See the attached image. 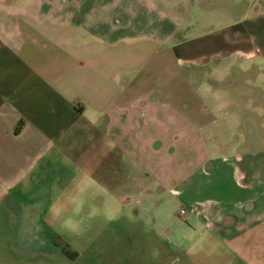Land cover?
<instances>
[{"label":"rangeland","instance_id":"374dc122","mask_svg":"<svg viewBox=\"0 0 264 264\" xmlns=\"http://www.w3.org/2000/svg\"><path fill=\"white\" fill-rule=\"evenodd\" d=\"M51 4L64 11L96 10L97 17L109 15L111 23L116 17L119 61L132 64L135 82L141 79L152 96L162 94L161 99L178 107L182 122L175 148L181 165L172 166L177 155L167 158L171 161L167 173L174 166L182 170L199 166L206 151L222 156L264 153V89L257 88L255 73L225 67L217 59L178 64L172 49L176 42L190 38L193 42L179 52L183 57L220 56L227 37L242 40L246 19L263 10L257 8L261 0H0V14L29 10L50 16L40 22L34 17L29 26L37 40L33 58L60 67L93 49L90 38L60 23L65 15L49 12ZM106 56L102 50L98 57ZM79 137L69 142L74 152L66 161L53 162L47 177L37 176L44 224L36 237L19 231L13 203L0 208V264H258L264 241L252 233L237 246L201 235L196 232L199 227L188 230L183 214H178L179 200L167 191L176 185L174 180L160 193L143 197L145 190H130L128 179V187H119L126 195L124 201L114 199V186L104 188L94 181L98 157L92 146L81 144L93 137L92 132ZM132 172L143 184L141 173L133 167Z\"/></svg>","mask_w":264,"mask_h":264},{"label":"crops","instance_id":"0c3cea01","mask_svg":"<svg viewBox=\"0 0 264 264\" xmlns=\"http://www.w3.org/2000/svg\"><path fill=\"white\" fill-rule=\"evenodd\" d=\"M49 7L50 13L65 15L60 18L64 27L90 38L93 51L86 57L78 53L77 59L60 67L51 60L39 64L33 58L36 35L29 26L34 17L40 22L50 16H37L29 10L1 12L5 23L0 19V208L13 203L19 231L36 237L44 224L37 176L47 177L53 162L68 159L74 152L69 148L71 139L92 132L93 137L81 144L92 146L98 157L94 181L104 188L114 186V199L124 201L126 195L119 187L127 186L128 179L130 190H145L143 197L160 193L174 180L176 185L167 191L179 200L178 214H183L188 230L199 227L196 232L225 245L236 242L239 246L251 233L264 241V153L243 151L222 156L206 151L199 166L190 170L174 166L167 173L171 161L172 166L181 165L175 143L180 138L182 115L174 102L161 99L162 94L152 96L141 79L135 82L127 59L119 61L116 17L111 23L109 15L104 16L107 20L97 17L96 10ZM257 8L263 10L246 19L242 40L227 37L220 56L183 57L179 52L193 42L189 38L172 46L177 63L203 64L217 59L242 73L251 70L257 88L264 89V0ZM97 9L100 11L99 6ZM102 50L105 58L98 57ZM55 150H59L57 156ZM175 156L174 161H166ZM132 167L141 173L143 184L134 177ZM257 257L256 262L264 264V253Z\"/></svg>","mask_w":264,"mask_h":264},{"label":"trees","instance_id":"16d2710c","mask_svg":"<svg viewBox=\"0 0 264 264\" xmlns=\"http://www.w3.org/2000/svg\"><path fill=\"white\" fill-rule=\"evenodd\" d=\"M21 126H22V122L18 123V125L15 128V133H17L20 130Z\"/></svg>","mask_w":264,"mask_h":264},{"label":"built area","instance_id":"2783aa9c","mask_svg":"<svg viewBox=\"0 0 264 264\" xmlns=\"http://www.w3.org/2000/svg\"><path fill=\"white\" fill-rule=\"evenodd\" d=\"M181 212H183V211H181Z\"/></svg>","mask_w":264,"mask_h":264}]
</instances>
